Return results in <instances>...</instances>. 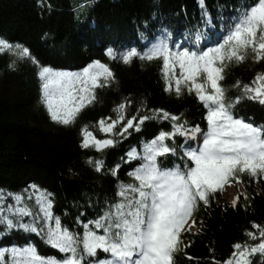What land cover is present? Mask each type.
Segmentation results:
<instances>
[{
    "label": "trees",
    "instance_id": "obj_1",
    "mask_svg": "<svg viewBox=\"0 0 264 264\" xmlns=\"http://www.w3.org/2000/svg\"><path fill=\"white\" fill-rule=\"evenodd\" d=\"M89 1L91 6L81 10L80 5L73 7L71 0H0V38L27 47L31 57L20 59L7 51L0 53V193L26 197L30 190L42 191L52 202L54 217L79 234L83 232V224L97 219L120 199L117 192L121 183H133L128 173L138 161H128L126 152L139 149L161 131L172 130L171 121L150 119L144 121L140 131L129 129V134L121 139L101 132V119L110 123L117 118L114 110L125 103L122 113L125 119L151 116L153 110L162 109L180 116L188 128L207 125L206 109L195 92L189 93L183 86L179 96L174 91H164L161 59L134 57L125 64L120 55L131 48L145 50L159 36H193L203 26L202 11L210 13L208 24L216 28L226 25L238 10L254 3V0ZM108 48L113 49L117 58L106 55ZM96 60L109 67L113 79L95 89V99L81 109L72 124L64 126L52 121L41 102L38 75L41 68L78 72ZM13 61L15 65L10 67ZM175 71L178 76L179 68ZM258 73H264V60L254 61L251 54L242 62H228L220 81L226 97L236 100L242 85L254 86L252 81ZM233 116L254 126H264V105L240 99L233 106ZM85 127L96 139L115 138L117 143L100 151L82 148L81 130ZM166 143L174 144L178 150L181 140L177 136L174 142ZM164 159L166 164L177 160L171 154ZM95 160L104 162L100 172L89 162ZM117 165L114 176L112 170ZM239 183L242 189L236 194L235 207L224 200L223 188L210 197L207 206L203 202L198 204L192 216L195 227L180 233V250L174 254L173 264H223L231 258L234 244L260 242L252 224L264 227V177L241 175ZM25 202L34 214L38 213L32 199L25 198ZM31 220L32 217H24L23 222ZM247 232L255 233L257 240H251ZM25 244H31L45 258L64 256L51 248L41 234L18 228L6 231L0 225V247ZM250 261L264 264V254H252Z\"/></svg>",
    "mask_w": 264,
    "mask_h": 264
},
{
    "label": "snow or ice",
    "instance_id": "obj_2",
    "mask_svg": "<svg viewBox=\"0 0 264 264\" xmlns=\"http://www.w3.org/2000/svg\"><path fill=\"white\" fill-rule=\"evenodd\" d=\"M202 17L205 23L211 22L210 13L202 11ZM225 24L222 42L213 41L215 46L212 47L193 50L180 45L173 49L165 39L145 50L131 48L120 55L125 64L134 57L148 61L161 59L164 91H174L179 96L183 86L189 93L195 92L206 109L207 130L202 132L199 126L188 128L180 116L162 109L153 110L151 116L125 119L122 113L126 105L120 103L114 110L116 119L110 123L104 119L99 121L101 132L122 139L129 134V129L140 131L144 121L150 119L169 120L172 130L159 132L142 145L141 152L132 149L127 153L128 161L137 157L142 161L128 173L133 183H121L117 192L120 199L97 219L83 224L82 234L61 225L60 219L51 211L52 202L46 194L35 196L38 207L35 214L20 195L12 197L13 204L0 206V225L6 231L18 228L41 234L50 246L64 254L60 259L45 258L31 245L0 248V264H173L174 254L180 250V233L191 229L192 225L186 228V224L198 204L203 202L207 206L214 193L230 181L239 182L241 175L264 177V129L233 116V106L240 99L247 98L264 105V73L255 76L254 86L242 85L241 95L236 100H229L220 84L228 62H242L249 54L254 61L264 60V0H254ZM6 51L20 59H31L27 47L0 38V53ZM106 55L117 58L112 48L107 49ZM14 65L15 61L10 67ZM38 75L41 102L48 116L64 126L72 124L81 109L95 99L96 88L106 86L113 79L112 71L99 60L79 72L42 67ZM81 134L82 148L100 151L117 143L115 138L96 139L86 127ZM197 134L202 143L195 149L188 147L183 151V167L163 168L159 165L158 158L174 156L177 151L176 146H169L166 141L174 142L177 136L192 139ZM89 162L97 172L102 170L103 160ZM118 168L119 165L112 170V175L117 174ZM3 200L0 194V201ZM236 203L233 200L232 206ZM24 217H32V220L24 223ZM252 227L257 230L260 242L234 244L231 258L223 264H251L252 254H264V227L256 223ZM246 235L253 241L258 238L253 232Z\"/></svg>",
    "mask_w": 264,
    "mask_h": 264
},
{
    "label": "rangeland",
    "instance_id": "obj_3",
    "mask_svg": "<svg viewBox=\"0 0 264 264\" xmlns=\"http://www.w3.org/2000/svg\"><path fill=\"white\" fill-rule=\"evenodd\" d=\"M85 1H86L85 3H82V0H71V4H72L73 7H77L78 5H80V7H81L80 9L81 10H85L86 7H90L91 6V2L89 0H85ZM101 79H103V77ZM190 145H191V143L188 142L187 143V146H190ZM239 189H240V186L238 184L236 186L233 185V184H231V183L226 184L224 186L223 191H222L224 200H226L229 203H232L233 200L235 199V193L236 192L238 193ZM37 193L44 194L42 191H39V190L34 189L33 191L30 190V193L26 197H23L22 196V198L25 201V198L28 199L29 197H32L33 202H35V196L37 195ZM2 195L4 197V200L3 201H0V206H6L7 204H13L14 203L12 197L13 196H16V195H10V196H6V194H2ZM103 205L106 206L107 204L106 203H103ZM187 225H191V223L188 222ZM187 225H186V228H187ZM52 226H54V222H53ZM1 248L11 249L12 247H1Z\"/></svg>",
    "mask_w": 264,
    "mask_h": 264
}]
</instances>
